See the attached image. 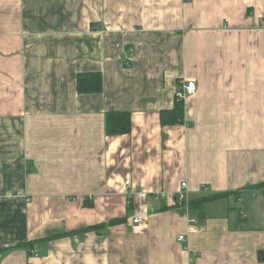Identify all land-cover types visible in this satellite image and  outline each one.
<instances>
[{"label": "crops", "instance_id": "1", "mask_svg": "<svg viewBox=\"0 0 264 264\" xmlns=\"http://www.w3.org/2000/svg\"><path fill=\"white\" fill-rule=\"evenodd\" d=\"M261 20L264 0H0V264H264ZM183 181L229 194L179 205Z\"/></svg>", "mask_w": 264, "mask_h": 264}, {"label": "trees", "instance_id": "2", "mask_svg": "<svg viewBox=\"0 0 264 264\" xmlns=\"http://www.w3.org/2000/svg\"><path fill=\"white\" fill-rule=\"evenodd\" d=\"M103 89L102 75L99 71L79 72L76 75V90L78 93L90 94L99 93ZM184 103L183 99L176 95L173 97V105L170 108L160 111V124L162 126H171L176 124H184ZM104 129L106 135H121L129 133L131 129V113L128 110H111L105 113ZM262 184L253 188L261 187ZM264 186V185H263ZM229 192H222L209 196H202L198 199L188 200L187 205L193 208H200L201 205L210 200H215L228 195ZM122 219H117L119 222ZM103 224L91 225L84 229L94 230ZM261 251H259V259Z\"/></svg>", "mask_w": 264, "mask_h": 264}, {"label": "built area", "instance_id": "3", "mask_svg": "<svg viewBox=\"0 0 264 264\" xmlns=\"http://www.w3.org/2000/svg\"><path fill=\"white\" fill-rule=\"evenodd\" d=\"M261 23L264 24V21L261 20ZM132 57L128 56L126 62L129 63L132 61ZM196 92V85L195 82L192 80H185L183 82H180V86L177 88L176 90V95L179 98L185 99L186 97L192 96L194 93ZM125 185L128 186L129 185V181H125ZM186 195H187V183L185 181L181 182L180 184V188L176 193V197L175 200L177 201V203L179 205H187V199H186ZM140 220V218H135L133 219V222H138ZM190 223L189 227H188V231L189 232H195L197 230L196 226H195V219L194 218H190L189 221ZM179 240L183 239V235H179L178 236Z\"/></svg>", "mask_w": 264, "mask_h": 264}]
</instances>
